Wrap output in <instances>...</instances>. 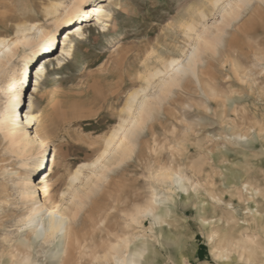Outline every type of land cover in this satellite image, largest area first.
I'll return each instance as SVG.
<instances>
[{"label": "rangeland", "instance_id": "rangeland-1", "mask_svg": "<svg viewBox=\"0 0 264 264\" xmlns=\"http://www.w3.org/2000/svg\"><path fill=\"white\" fill-rule=\"evenodd\" d=\"M43 2L0 0V14L5 15L0 18V36L28 22L55 33L53 49L40 51L30 64L26 49L19 48L4 68L0 90L10 95L26 85L28 91L38 65L54 56L35 103L43 119L48 170L56 159L48 186L57 201L71 174L101 154L105 138L120 122L128 94L141 84L138 75L145 66L190 47L180 25L191 11L206 9L213 34L219 17L210 13L207 0H107L116 8L110 30L107 19L99 28L92 16L54 27L45 21ZM76 26L84 35L72 37L68 58L62 53V34ZM262 48L264 3L255 0L220 35L219 47L203 51L198 79L188 76L163 101L161 113L138 138L135 156L87 195L68 239L59 235L48 244L37 238L33 222L24 221L29 205L20 186L32 171L28 158L10 148L0 129V264H93L96 255H105L124 238L128 248L119 255L124 263L144 243V260L155 264H264V66L258 59ZM1 93L0 110L6 100ZM212 93L216 98H209ZM185 121L196 122L187 143ZM199 158L203 165L194 169L192 161ZM169 169L185 178L187 187V179L202 187L197 192L161 191L154 177ZM154 189L161 199H172L154 212L164 213L163 224L147 217L133 225L137 213L150 206ZM213 195L221 203H214ZM233 209L238 213L227 225ZM203 220L210 225L203 226ZM112 261L109 264H116Z\"/></svg>", "mask_w": 264, "mask_h": 264}, {"label": "bare ground", "instance_id": "bare-ground-1", "mask_svg": "<svg viewBox=\"0 0 264 264\" xmlns=\"http://www.w3.org/2000/svg\"><path fill=\"white\" fill-rule=\"evenodd\" d=\"M253 1L255 0H248L249 6ZM70 2L44 0L46 23H50L55 27L67 19L68 22L65 24L70 26L75 22L74 20H82L83 22L84 18L90 16L86 14L77 15L73 5L78 3V0H71ZM207 2L211 7L210 13L215 12V15L216 12L218 13L219 19L214 23L216 33L213 34L207 24L208 14L204 7H198V9L191 11L188 20L183 21L180 25L184 30L185 37L190 42V47L186 50L180 49L181 54L179 56L161 57L157 65L145 66L144 70L138 75L141 84L128 94L122 116H120V122L105 138L101 154L95 161L80 165L71 174L66 188L61 192L63 195L60 194L57 201L52 200L48 186L56 159L53 158L51 168L48 170L45 159L47 140L41 129L43 119H40L36 114L35 103V95L39 91L41 79L47 71V65L55 60L54 56L46 57L38 65L35 84H31L28 91H26V85L13 91L10 95L5 92L1 93L0 90L1 95L6 99L3 108L0 110V129L5 131L10 148L15 153L28 158L29 164L27 165L32 171L27 178L22 179L20 195L29 205V215L25 217L24 221L33 222L34 233L38 239L43 238L45 242L51 243L59 235L67 237L70 234V225L77 220L78 215L85 207L84 203L87 195L98 188L118 166L127 163L135 156L138 149V138L151 126L150 123L154 120L155 114L157 112L161 113L163 101L169 99L168 97L175 89L174 84L179 81L181 85L188 76H194L198 79L200 64L203 61V51L214 50L216 42H220V35L224 33L226 28L237 22L249 7L243 6L245 0H218V2L217 0H207ZM88 10H91L89 12L93 11V9ZM4 16L0 14V18ZM97 22L99 23L98 20ZM83 30L82 27L76 26L62 34V53L68 58L72 57L71 49H68L72 37L74 35L83 36ZM54 40L55 33L48 26H43L38 22L19 24L11 35L0 36V41H3V43H0V87L4 83L5 66L16 57L21 46L26 49V64H30V60L38 58L40 51L44 50L45 53L51 51L54 47ZM190 61L191 66L189 65ZM26 66L28 68L29 65ZM27 68L24 77L27 76ZM200 72L202 73V71ZM130 145L134 148V152L130 158L126 159ZM85 171H88V173L86 174ZM177 173L173 169H169L160 171L155 175L156 182L162 187L160 188L161 191L175 193L181 191L184 193L181 187L187 186L185 182L183 185L176 182L177 177H182ZM236 179L240 180L242 177L237 176ZM151 197L152 200L155 199L157 202L155 204L150 202L148 207H151L153 211L148 217H158L162 220L164 213L161 212L157 216L154 212L158 206H163L165 202L172 199L170 196L161 199V194L156 189L152 191ZM237 213L235 209H233V213H229L227 225L235 219ZM205 221H202L203 226L210 225L209 222L205 223ZM127 248V241L125 238L121 239L118 244L109 248V252L105 255H96L93 264H102L104 261L109 264L112 260L116 264H121L122 256L120 254L124 253ZM142 248L144 252L148 250L144 243ZM127 258L124 264H127L130 256Z\"/></svg>", "mask_w": 264, "mask_h": 264}, {"label": "snow or ice", "instance_id": "snow-or-ice-1", "mask_svg": "<svg viewBox=\"0 0 264 264\" xmlns=\"http://www.w3.org/2000/svg\"><path fill=\"white\" fill-rule=\"evenodd\" d=\"M217 2H218V0H217ZM261 3H264V0H261ZM97 4H99V6H97ZM213 6H217V5H213ZM243 6L244 7L249 6L248 0H245ZM73 7H74L75 13L77 15L86 14V15H90L94 19L98 20L99 21V28L105 27V19H107L109 21V30H110V22L112 20L111 13L115 12L116 8L113 5L107 4V0H97V3H91L90 0H78V3H74ZM87 9H93V11L87 12ZM69 19H71V18H69ZM63 22L67 23L68 20L66 19ZM33 27H35V26L33 25ZM0 43H3V41H0ZM215 46L219 47V41L216 42ZM258 59L260 60L261 65L264 66V48L261 49V56H259ZM189 65L191 66V61L189 62ZM242 82H244V81H242ZM174 87L180 88L181 87L180 82L177 81L176 84H174ZM209 98H216V94L212 93L209 96ZM262 99H264V97H262ZM185 107H187V105H185ZM204 111H206V112L210 111L206 105L204 106ZM185 124L187 125V127L185 130L184 143H187L188 142V134L195 127L196 122L193 121L191 124H188V122L185 121ZM262 135H264V132H262ZM240 139L248 140V137L247 136H241ZM133 152H134V148L130 145L126 159L130 158L132 156ZM203 162H204L203 158H199L198 160L192 161L194 169L197 167H201L203 165ZM77 171H79V170H77ZM176 182L178 184L183 185L185 182V178L177 177ZM186 183L190 187H181V190L184 192H188V191L197 192V190L202 187V185H200L199 183H194V181L192 179H187ZM244 187L246 190L248 186L245 185ZM61 195H63V194H61ZM211 198H212L214 203H221V201L218 199V197L213 195ZM156 202L157 201L155 199H153L151 201L152 204H155ZM57 207H59V205H57ZM232 207L233 206L231 204L228 205V208L231 209ZM152 211L153 210L151 207H146L143 211H139L137 213V216L131 220V223L133 225H138V220L142 219V218H147L152 213ZM49 215H51V214H49ZM154 219L156 220L157 224H163V222H164L163 220H160L158 217H154ZM205 223H207V221H205ZM146 238L147 237H145L144 239H146ZM126 240H127V238H126ZM129 243H130V241H129ZM261 250L264 251V247H262ZM144 255H145L144 249L140 248V250L135 252L134 255H130V259L127 261V264H141V262H142V264H155V261H153V260H144L143 259ZM223 259H227V256H224ZM121 264H124V262H121Z\"/></svg>", "mask_w": 264, "mask_h": 264}]
</instances>
